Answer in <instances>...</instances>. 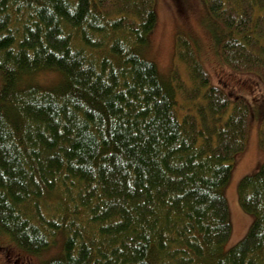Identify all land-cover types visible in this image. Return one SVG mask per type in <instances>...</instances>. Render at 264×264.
Instances as JSON below:
<instances>
[{"label": "trees", "instance_id": "16d2710c", "mask_svg": "<svg viewBox=\"0 0 264 264\" xmlns=\"http://www.w3.org/2000/svg\"><path fill=\"white\" fill-rule=\"evenodd\" d=\"M203 2L219 60L264 86V0ZM155 24V0H0L1 241L59 239L43 264H264V158L237 184L253 220L223 246L253 114L264 155V95L230 97L183 32L162 74Z\"/></svg>", "mask_w": 264, "mask_h": 264}, {"label": "rangeland", "instance_id": "374dc122", "mask_svg": "<svg viewBox=\"0 0 264 264\" xmlns=\"http://www.w3.org/2000/svg\"><path fill=\"white\" fill-rule=\"evenodd\" d=\"M155 10L156 24L149 35L144 54L157 64L162 74H168L173 66L175 37L177 33L183 32L199 44L201 59L214 84L221 86L230 97L238 95L244 98L251 111L253 106L262 101L264 86L256 77L233 72L219 60L203 0H155ZM60 77L59 73L48 70L39 72L34 79L44 85H51L59 81ZM254 115L245 149L235 155L229 183L225 188L231 222V233L223 245L225 249L244 237L253 220V215L243 211L239 205L237 184L243 176L253 173L264 158L258 142L259 119ZM0 246V264H43L59 252L61 241L57 239L50 248L40 253L24 250L8 240H0Z\"/></svg>", "mask_w": 264, "mask_h": 264}, {"label": "flooded vegetation", "instance_id": "af4514ba", "mask_svg": "<svg viewBox=\"0 0 264 264\" xmlns=\"http://www.w3.org/2000/svg\"><path fill=\"white\" fill-rule=\"evenodd\" d=\"M0 250H1V246H0Z\"/></svg>", "mask_w": 264, "mask_h": 264}]
</instances>
